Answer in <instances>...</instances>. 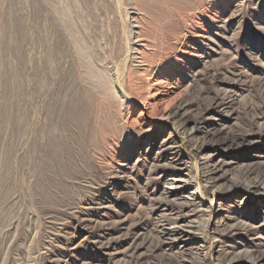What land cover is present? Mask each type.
I'll use <instances>...</instances> for the list:
<instances>
[{
    "label": "rangeland",
    "instance_id": "374dc122",
    "mask_svg": "<svg viewBox=\"0 0 264 264\" xmlns=\"http://www.w3.org/2000/svg\"><path fill=\"white\" fill-rule=\"evenodd\" d=\"M262 25L264 0H0V264H264L258 202L165 194L207 155L264 183Z\"/></svg>",
    "mask_w": 264,
    "mask_h": 264
},
{
    "label": "bare ground",
    "instance_id": "6f19581e",
    "mask_svg": "<svg viewBox=\"0 0 264 264\" xmlns=\"http://www.w3.org/2000/svg\"><path fill=\"white\" fill-rule=\"evenodd\" d=\"M174 127H176V125ZM179 148H181L180 145L171 146V149L174 150V153L176 154H179ZM210 157V155H207L205 157L203 156L198 158V163L205 170L203 172V177H205V180L202 185L200 184L198 175L191 174V171L188 169L186 162L181 159L176 160L175 162H170L168 167L171 169L170 173L173 174V171H175L176 173L180 174V176L178 175L179 177L168 178V180L170 181V186L167 188V191L165 193L166 197H173L175 200H180V207L184 209H189L191 206L196 205L198 203L197 199L200 197L206 202V209H203L204 207H202L203 205L201 203V205H199L201 207H198V209L193 210L191 214H186L187 217H191L192 215H195V213L205 212L207 208L212 209L214 204L218 207V209L216 210L217 213H221L222 211H224L221 210L222 208L220 207V203L216 200V197L222 193L227 195L239 193L242 195L237 201V208L242 212L240 216H238V218H245V216L250 212V210H253V206L256 205L257 202L259 203V208H264V183L260 182V180L257 178L259 177L257 173L256 174L258 176L255 175L256 177L253 179V181L249 182L250 180H248V177H250L249 175L252 170L249 166L235 167L234 163L236 162L232 159L227 161L216 160L213 161V163H210ZM229 174H231L230 177H228ZM204 189L208 191V197L204 195ZM207 225H209L208 220L202 223L201 221H196L195 219L191 218V220L185 221L181 224L175 223L170 228V231H172L176 235H179L178 238L183 236V234L185 233L189 236H192L189 238H183L181 240L184 244L183 246H189L194 241H197L198 243L204 242L205 229ZM224 227L225 230L229 232L236 231L238 229V226L236 224L225 225ZM200 243L195 247V250L197 252H203L204 250V245ZM204 260L205 258L203 260H200V263H204Z\"/></svg>",
    "mask_w": 264,
    "mask_h": 264
},
{
    "label": "snow or ice",
    "instance_id": "6c2138e0",
    "mask_svg": "<svg viewBox=\"0 0 264 264\" xmlns=\"http://www.w3.org/2000/svg\"><path fill=\"white\" fill-rule=\"evenodd\" d=\"M262 27H264V25H262Z\"/></svg>",
    "mask_w": 264,
    "mask_h": 264
}]
</instances>
